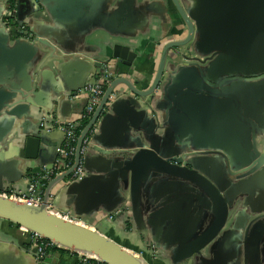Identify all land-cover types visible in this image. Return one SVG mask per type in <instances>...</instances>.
Instances as JSON below:
<instances>
[{
	"label": "crops",
	"instance_id": "crops-1",
	"mask_svg": "<svg viewBox=\"0 0 264 264\" xmlns=\"http://www.w3.org/2000/svg\"><path fill=\"white\" fill-rule=\"evenodd\" d=\"M177 1L187 17L197 9L196 18H188L191 33L173 0H19V33L31 31L47 47L37 43L32 51L23 42L17 50L15 41L27 37L0 28V109L8 111L12 101L32 94L22 100L18 116L0 117V188L26 195L31 177L53 166L38 167L43 157L19 158L20 143L41 133L50 161L53 145L64 139L39 126L41 112L75 121L83 98L71 105L62 99L78 95L94 62L107 59L111 78L105 89L114 86L87 157L91 176L77 187L69 178L55 183L50 194L56 210L131 251L142 264H171L174 249L212 223V203L189 198L176 180L150 184L140 194L147 210L139 234L129 187L115 188L114 161L106 153L134 148L138 138L167 157H180L187 147L234 202L219 237L194 264H264V238L254 240L264 234V14L246 15L238 0ZM186 62L198 63L190 69L197 81L189 75L169 80ZM200 83L215 89L197 92ZM34 255L30 237L0 219V264H35ZM76 261L72 254L46 256L47 264Z\"/></svg>",
	"mask_w": 264,
	"mask_h": 264
},
{
	"label": "water",
	"instance_id": "water-1",
	"mask_svg": "<svg viewBox=\"0 0 264 264\" xmlns=\"http://www.w3.org/2000/svg\"><path fill=\"white\" fill-rule=\"evenodd\" d=\"M242 1L243 10L246 11V15L258 13V15L261 16L264 14V0H238V2L240 3H242ZM173 2L176 6L177 11L187 23L191 33L192 26L188 18L191 17L192 19H195V13L197 12V9H194L193 13L191 15L188 14L187 17V14L180 7L178 1L173 0ZM221 2L222 0H219V3ZM8 3L9 0L0 2V16H6L7 11H9ZM221 5H224V3H221ZM213 18L216 19V21L219 19L215 15ZM200 21L207 20L200 19ZM198 25H203V23L200 22ZM210 26H212V23H210ZM0 28L3 33L15 32V29L7 28L3 21H0ZM18 34L23 35L27 38L15 41V43L17 44V50L22 46H20L19 44H22L23 42L32 44V46L40 43L41 45L47 47V44H45L44 41H41V39L36 38V34H33V32L31 31H28L26 33L18 32ZM30 34H32L33 36H31ZM184 44L187 43H181L180 45ZM177 46H179V44ZM31 49L32 51H34V46ZM27 61L26 59H24V61L22 62L23 67H26ZM107 62V59H100L94 62V68L87 74L85 83L82 88H84L86 82L91 80L92 78L98 80L104 77V74L106 72L104 67ZM188 63L186 62V64H182L179 68V72H174L170 76L169 80L173 79V81H175L182 75H189L192 77L193 81H197V73L195 71H191L190 69L196 68V65L198 63ZM158 83L156 87H158ZM113 86L112 88L109 87L108 89H105V93L95 113L93 114L86 127L81 131L76 145L73 166L66 172L56 176L51 182L48 183L44 191L42 205L39 207H35L8 198L5 196L8 191H6V189L0 188V219L11 222L19 228H22L32 234L41 237L44 240L53 243L55 246L62 250L70 251L76 255L92 259L101 264H142L141 261L137 259V257L131 251L121 247L119 244L115 243L113 240L100 234L99 232L87 227L80 219L72 217L83 222V225L57 217L46 210V204L50 200V191L53 185L59 181L68 179L73 173V171L79 164L82 142L94 127L95 132L92 134L88 149L83 156L85 177L81 181L71 182V187H77L78 185L85 183L90 178L91 173L87 168V157L90 151L93 149L94 145L97 143L96 137L98 132V119L103 111L105 102L107 101L110 92L113 89ZM156 87L154 89H156ZM196 87H198L196 89L197 92H203V90H205L204 92L209 94L210 92H212V90L215 89V87H211L206 83H202L201 85L198 84L196 85ZM75 97L76 91H74L72 94L70 93L66 95L62 100L71 105V102H75ZM31 98L32 94L31 92H29L22 100L26 102ZM22 100L18 99V101H12L8 111H3V109H0V117L4 118L2 115L18 116L24 109V106H21V102H23ZM86 103V99H82V101L80 102L81 106L78 111L79 114L83 112ZM43 121L51 124L54 121L64 123L67 120H58L50 111L43 110L41 112L39 126ZM59 132L64 139V134L61 131ZM43 137L44 135H42L41 133L37 136L26 137L24 142L20 143L21 148L18 151L19 158L29 161H37L38 159H41V157H43L42 162L37 161L38 167L42 168L54 165L58 157V150L60 149L62 143H55L53 145V156L52 159L48 161L45 160V156H48V154L41 147V143H43ZM9 140L10 139H8V141ZM3 145L4 138L0 136V151L3 150ZM187 150V147L184 148L182 150V152L184 153L177 158L162 156L159 151L153 145H151L149 140L145 138H138L137 142H135L134 144V148H122L110 152L108 151V153H106L114 161L115 171L113 172V180L116 183L115 188L118 187V189L121 190V188L125 189L126 187H129L132 205L134 206L137 214L136 221L138 224L137 228H139V234L142 233L141 231L144 228L142 212H144V210H147V207L144 208L142 206L141 208L140 206V194L142 190L148 189V186L150 184L165 182L166 179L176 180L182 183L186 190L190 192L189 198L194 197L199 201L206 198L212 203L214 207V219L212 223L201 234L193 239H191L192 235L189 236L188 238H186V240H184V242L181 243L179 247L174 249L170 256L171 264H194V262L199 259L201 251L219 237L228 219L229 211L234 206V202L230 199H226L223 196L221 189L217 184L212 182V180L207 175V172H204L202 168H199L197 166V162H199V160L195 158V153H187ZM92 191L94 194L97 193V191H95L94 189H92ZM263 238L264 234H262V236H257L254 239L255 243L259 244V240L263 241ZM149 247L153 248L154 251L158 248H156L153 243H149ZM165 250L169 251L167 249ZM34 261L35 264H47L46 257L37 259L36 255H34Z\"/></svg>",
	"mask_w": 264,
	"mask_h": 264
},
{
	"label": "built area",
	"instance_id": "built-area-1",
	"mask_svg": "<svg viewBox=\"0 0 264 264\" xmlns=\"http://www.w3.org/2000/svg\"><path fill=\"white\" fill-rule=\"evenodd\" d=\"M11 12L6 14V17H10ZM3 23L5 24L4 20ZM6 25V24H5ZM111 78V73L105 72L104 77L102 79H91L86 82L84 88L79 92L78 95L74 99L83 98L86 99L87 103L83 110V112L77 116L75 121L67 120L64 123H59L54 121L49 124L43 121L41 125L47 130H58L64 134V141L58 150V157L55 164L50 168H44L41 173L36 175L35 177L29 180L28 191L26 195H14V194H5L6 197L17 200L21 203H25L31 206L39 207L43 203V196L41 190L48 185L56 176L66 172L69 170L74 164V157L76 152V145L80 135H76L75 131L79 127L82 119H88V122L92 118L95 113L104 93H105V85L104 82L108 81ZM95 132V128L93 127L89 135L84 138L82 142V146L80 149V159L79 164L73 171V173L69 177V182H78L81 181L85 177V170L83 167V156L88 149L90 138L92 134ZM81 133V132H80ZM46 210L60 218L65 220H69L71 222H75L78 224H82L83 222L76 220L70 217L67 214L61 213L54 208L53 204V196H50L49 202L46 204ZM20 231L30 237L32 246L35 250V255L37 259L43 258L46 255V250L52 247L58 248L53 243L42 239L41 237L32 234L22 228ZM60 249V248H58ZM153 250V248H151ZM70 254H74L69 251ZM75 255V254H74ZM82 257L77 255V260ZM84 258V257H83ZM88 259V258H85Z\"/></svg>",
	"mask_w": 264,
	"mask_h": 264
},
{
	"label": "trees",
	"instance_id": "trees-1",
	"mask_svg": "<svg viewBox=\"0 0 264 264\" xmlns=\"http://www.w3.org/2000/svg\"><path fill=\"white\" fill-rule=\"evenodd\" d=\"M15 1L16 0H9V8L13 7V5L15 4ZM88 124V119L84 118L82 119V121L80 122V125L79 127L76 129L75 133L76 135H80V132L86 127V125ZM32 178V177H31ZM46 187V186H45ZM7 194H10V193H7ZM29 237V236H28ZM60 253V254H70L69 251H66V250H62V249H58V248H55V247H52V248H49L46 250V255L45 257L48 255V254H51V253ZM74 255V254H73ZM74 256L77 257V255L75 254ZM75 264H101L97 261H94L92 259H85L83 257H80L76 262Z\"/></svg>",
	"mask_w": 264,
	"mask_h": 264
},
{
	"label": "flooded vegetation",
	"instance_id": "flooded-vegetation-1",
	"mask_svg": "<svg viewBox=\"0 0 264 264\" xmlns=\"http://www.w3.org/2000/svg\"><path fill=\"white\" fill-rule=\"evenodd\" d=\"M19 0H16L15 1V4L13 5V7L11 8H9V11H7V13L8 12H11V15H10V17H5L3 20H4V22H5V24H6V26L7 27H9V28H12V29H15V32H13V33H15L16 35V37L18 36V32H20V30L21 29H19L18 27H17V24H16V21H17V15H16V13H17V8H19Z\"/></svg>",
	"mask_w": 264,
	"mask_h": 264
}]
</instances>
